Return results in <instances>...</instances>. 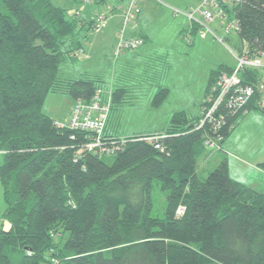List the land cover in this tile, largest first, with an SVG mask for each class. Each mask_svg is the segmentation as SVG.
Segmentation results:
<instances>
[{
    "label": "trees",
    "instance_id": "obj_1",
    "mask_svg": "<svg viewBox=\"0 0 264 264\" xmlns=\"http://www.w3.org/2000/svg\"><path fill=\"white\" fill-rule=\"evenodd\" d=\"M67 10L52 0H0V217L8 222L0 226V264H13L11 246L20 251L18 264H264V192L231 177L225 156L201 176L198 160L210 152L203 141L212 132L195 128L199 115L179 110L157 132L125 136L109 128L108 115L102 140L114 149L106 152L86 148L92 132L42 111L47 92L89 100L102 87L97 73L59 76L61 62L79 55L78 34L91 26ZM234 17L239 29L228 42L264 52V0H240ZM131 34L143 42L141 31ZM230 69L209 72L205 96ZM243 74L255 80V71ZM128 90H111L110 110ZM167 93L159 88L153 104ZM258 94L245 109L224 110L220 149L238 118L264 113ZM155 180L166 192L163 218L152 214Z\"/></svg>",
    "mask_w": 264,
    "mask_h": 264
},
{
    "label": "rangeland",
    "instance_id": "obj_2",
    "mask_svg": "<svg viewBox=\"0 0 264 264\" xmlns=\"http://www.w3.org/2000/svg\"><path fill=\"white\" fill-rule=\"evenodd\" d=\"M127 1L115 0V4ZM53 2L68 8L67 11L75 6L79 8L80 18L87 20L88 26L92 7L89 3L83 0H53ZM189 3L194 5L195 0H146L142 4V16L139 22L144 35L141 45L115 57L112 49L116 32L112 27L111 17L100 31H80L78 39L82 47L77 52L80 49L82 52L74 60L61 62L60 77L75 78L84 72L97 73L101 76L102 87L106 94L118 86L129 89L123 101L113 105L109 112V128L116 135L149 134L164 128L171 115L178 110L196 112L195 108L205 91L210 70L223 62L235 64L227 48L228 45L214 42L211 38H200L196 34L189 35L192 38L190 43L184 36L185 31L180 34L181 28L187 23L186 28L191 30L189 20L183 14L173 15L172 11L185 9ZM103 9L104 5L101 10ZM228 44L231 45L229 42ZM260 73L264 80V72L260 71ZM162 87H166L168 93L165 99L155 106L152 101L153 96ZM71 108L72 98L59 92H47L41 106L43 112L62 123L68 122ZM263 114L260 110L250 109L239 122L248 115L249 120L238 126L237 133L246 123L260 124L264 127ZM2 161L3 153L0 151V164ZM212 167L211 163L205 164L204 170ZM200 174L204 176L206 171L201 170ZM261 188L264 190V186ZM2 192L0 183V216L6 207ZM151 195L152 214L163 218L166 192L160 188L156 180L153 181ZM1 225L7 228L8 222L0 217ZM12 248L15 247H7L6 252L12 263L18 264L20 251Z\"/></svg>",
    "mask_w": 264,
    "mask_h": 264
},
{
    "label": "built area",
    "instance_id": "obj_3",
    "mask_svg": "<svg viewBox=\"0 0 264 264\" xmlns=\"http://www.w3.org/2000/svg\"><path fill=\"white\" fill-rule=\"evenodd\" d=\"M101 0H83L86 3H97ZM141 0H128L121 11V19L116 28V40L112 54L116 57L124 52L134 49L142 44L138 36L129 35L127 29L140 13ZM240 0H195L194 5L178 10L173 9V15L183 14L188 20L191 31L186 32L187 42H192L189 35L196 34L200 38H211L224 45L232 54L235 64L230 70L221 71L210 86L204 102L201 106L199 119L195 128L206 127L212 134L206 133L204 146L215 151L220 149L221 135L218 129L224 122L225 112L235 113L249 103L254 94L259 96L255 103L264 108V80L260 71L264 72V52L257 50L251 52L246 46L238 49L228 44V38L234 37L238 31V22L234 17V7ZM114 7L111 4L104 5L103 10L94 13L91 19L90 31H100L108 18L113 14ZM82 52L80 49L78 53ZM255 71L253 81L244 80V71ZM111 107L110 92L105 93L103 87L98 88L89 100L75 99L69 114L67 125L73 129L87 130L93 133V137L86 143L87 149L112 152L113 147L102 140L106 121ZM162 135H147L144 138L152 141ZM158 146V145H156ZM181 207L176 212L180 213ZM53 264L56 259H51Z\"/></svg>",
    "mask_w": 264,
    "mask_h": 264
},
{
    "label": "crops",
    "instance_id": "obj_4",
    "mask_svg": "<svg viewBox=\"0 0 264 264\" xmlns=\"http://www.w3.org/2000/svg\"><path fill=\"white\" fill-rule=\"evenodd\" d=\"M77 1H81V0H77ZM144 1H146V0L140 1V9H141L140 13H139L138 17H136L135 21L133 23H131L129 28L127 29V32L129 35H133V34H131L133 32L141 31L139 22L141 21L142 8H143L142 4L144 3ZM127 2H122L121 4H115V0H102L101 2H97V3H89L92 6L90 18L92 19V16L94 15V13L98 10H101L103 8V5L111 4L114 7L113 16H110L108 18V20L112 17L111 18L112 27H114V30L116 32V28H117V26L120 22V19H121V11ZM56 5H58V4H56ZM85 5L87 6V4H85ZM188 5H193V4L189 3ZM83 8H85V7H83ZM78 11H79V8H77L75 6L74 8H71L68 11V14H69L68 16H71L72 14L77 12L76 16L78 18H80L81 16H79ZM175 16H177V15H175ZM186 27H188V23H187V25L183 26V28H181V29H184V28L187 29ZM83 32H85V31H83ZM115 36H116V33H115ZM115 36H114V39H115ZM203 39H205V38H203ZM114 42H115V40L113 41V44H114ZM78 54H80V53H78ZM221 65H226V66L232 67L234 64L223 62V64L221 63ZM211 70H213V69H211ZM207 80H208V77H207ZM206 85H207V81H206ZM205 91H206V86H205ZM205 91H204L203 96H202L201 100L199 101L198 105L195 104V105H197V107L195 108L196 112H194L195 114L194 113H188L186 110H183V111L187 112L191 116L200 115L201 104L205 98ZM72 105H73V100H72ZM257 113L262 114L259 112H257ZM249 115L246 118H244L241 122H239L242 119L241 117L236 120L237 125L234 127L232 132L224 139V141L221 144L222 148L220 150H215V151H210V152L204 151L199 157L198 166H199L200 171L202 170V171L207 172L210 169L204 170L205 164L211 163V165H213V167H214L220 161V159L223 156H225L227 166H228V172H229L231 177L243 182L244 184L252 187L255 190L264 192V190L261 188L264 186V152H263L264 127L260 124L246 123L242 127V130L238 131L239 133H237L238 126L243 124L246 120H249ZM56 121L58 123L63 124L62 122L58 121L57 119H56ZM65 124H67V123H65ZM157 131H159V130H155L153 132H157ZM150 133H152V132H150ZM131 134L132 133H129L126 135H131ZM234 134H236V136ZM256 145H258V146H256ZM261 179H263V180H261ZM259 180H260V182H258Z\"/></svg>",
    "mask_w": 264,
    "mask_h": 264
}]
</instances>
